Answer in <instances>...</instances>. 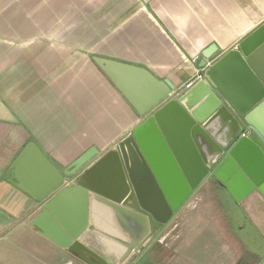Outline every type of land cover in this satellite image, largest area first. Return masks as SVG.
<instances>
[{
	"label": "crops",
	"instance_id": "0c3cea01",
	"mask_svg": "<svg viewBox=\"0 0 264 264\" xmlns=\"http://www.w3.org/2000/svg\"><path fill=\"white\" fill-rule=\"evenodd\" d=\"M263 23L264 0H0V264H88L32 225L42 202L18 185L41 191L47 182L38 180L44 175L31 157L14 162L31 142L58 171L93 148L95 163L146 119L95 58L167 80L174 97ZM211 46L215 52L199 67ZM256 61L264 74V51ZM128 90L139 95L140 85L130 83ZM255 121L264 126V108ZM168 123L176 133L173 119ZM105 175L107 164L91 176ZM60 205L70 214L69 201ZM233 208L239 215L229 239L222 220L234 215ZM111 221L94 222L108 227ZM242 242L247 255L264 256V196L253 191L236 202L225 187L205 180L144 253H130L127 260L236 264Z\"/></svg>",
	"mask_w": 264,
	"mask_h": 264
},
{
	"label": "water",
	"instance_id": "95a60500",
	"mask_svg": "<svg viewBox=\"0 0 264 264\" xmlns=\"http://www.w3.org/2000/svg\"><path fill=\"white\" fill-rule=\"evenodd\" d=\"M263 51L264 23L174 97L175 87L167 80L139 67L95 58L137 113L147 117L95 163L93 148L63 171L36 145L26 144L14 165L31 157L44 175L38 180L47 182L41 191L18 185L42 202L32 225L88 264H126L128 255L145 247L210 176L236 202L253 191L264 196V126L255 121L264 108V74L256 61ZM214 52L213 46L206 49L199 67H205ZM130 83L140 85L141 94L127 91ZM103 164L108 165V176L93 179ZM64 199L71 204L70 214L60 205ZM99 218L113 221L100 227L94 222Z\"/></svg>",
	"mask_w": 264,
	"mask_h": 264
},
{
	"label": "rangeland",
	"instance_id": "374dc122",
	"mask_svg": "<svg viewBox=\"0 0 264 264\" xmlns=\"http://www.w3.org/2000/svg\"><path fill=\"white\" fill-rule=\"evenodd\" d=\"M228 211H229V209H228ZM231 212H232L231 214H234L235 216L234 215L230 216V214H229V215L226 216V218H227L226 220H224V219L222 220V222H223L222 223V232H226V234H227L229 239L230 238L232 239V238L235 237L236 227H237L236 220L238 219L237 217L239 215L238 214L239 213L238 210L235 209V208L231 209ZM249 241L250 240H248V239L246 240V245L247 246L249 245L248 244ZM239 245L242 248L243 255L238 259L239 262H237V263H240V262H243V261L247 260L248 262L247 261L246 262L249 263V264H264V256H257V257L256 256H249V255H247L248 251L245 250V247L247 248L245 243L242 242L241 244L239 243ZM126 264H131V262L129 260H127ZM240 264H242V263H240Z\"/></svg>",
	"mask_w": 264,
	"mask_h": 264
},
{
	"label": "flooded vegetation",
	"instance_id": "af4514ba",
	"mask_svg": "<svg viewBox=\"0 0 264 264\" xmlns=\"http://www.w3.org/2000/svg\"><path fill=\"white\" fill-rule=\"evenodd\" d=\"M205 180H210V181H213V182H217L218 183V181L214 178V177H212V176H210L209 178H206V179H204V180H202V182H204ZM201 183V182H200ZM161 230V229H160ZM155 237V236H154ZM153 237V238H154ZM151 242V241H150ZM146 247V246H145ZM145 247H141L140 248V250L138 251V250H135L134 252H132L133 254H135L136 252H137V254H141V253H144V248ZM140 252V253H139ZM89 258L91 259V260H93L94 261V259L91 257V256H89Z\"/></svg>",
	"mask_w": 264,
	"mask_h": 264
},
{
	"label": "built area",
	"instance_id": "2783aa9c",
	"mask_svg": "<svg viewBox=\"0 0 264 264\" xmlns=\"http://www.w3.org/2000/svg\"><path fill=\"white\" fill-rule=\"evenodd\" d=\"M199 78H201V75H199L195 80H197V79H199ZM191 85H192V81L188 82V83L186 84V87L188 88V87H190Z\"/></svg>",
	"mask_w": 264,
	"mask_h": 264
},
{
	"label": "bare ground",
	"instance_id": "6f19581e",
	"mask_svg": "<svg viewBox=\"0 0 264 264\" xmlns=\"http://www.w3.org/2000/svg\"><path fill=\"white\" fill-rule=\"evenodd\" d=\"M194 81H192V84H193Z\"/></svg>",
	"mask_w": 264,
	"mask_h": 264
}]
</instances>
